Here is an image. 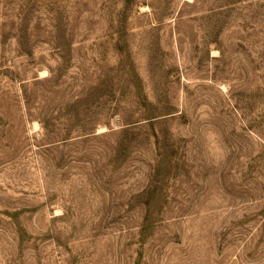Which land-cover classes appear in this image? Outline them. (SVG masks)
Wrapping results in <instances>:
<instances>
[{
    "label": "rangeland",
    "instance_id": "obj_1",
    "mask_svg": "<svg viewBox=\"0 0 264 264\" xmlns=\"http://www.w3.org/2000/svg\"><path fill=\"white\" fill-rule=\"evenodd\" d=\"M0 264H264V0H0Z\"/></svg>",
    "mask_w": 264,
    "mask_h": 264
},
{
    "label": "bare ground",
    "instance_id": "obj_2",
    "mask_svg": "<svg viewBox=\"0 0 264 264\" xmlns=\"http://www.w3.org/2000/svg\"><path fill=\"white\" fill-rule=\"evenodd\" d=\"M191 1V0H190ZM43 73H44V71H42ZM41 75H43V74H41Z\"/></svg>",
    "mask_w": 264,
    "mask_h": 264
}]
</instances>
